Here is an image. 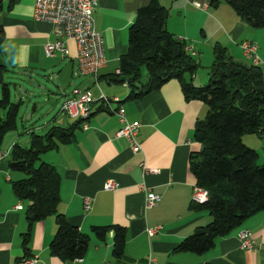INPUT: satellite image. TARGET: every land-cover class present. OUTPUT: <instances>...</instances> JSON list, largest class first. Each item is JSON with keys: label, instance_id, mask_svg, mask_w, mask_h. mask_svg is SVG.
I'll list each match as a JSON object with an SVG mask.
<instances>
[{"label": "crops", "instance_id": "1", "mask_svg": "<svg viewBox=\"0 0 264 264\" xmlns=\"http://www.w3.org/2000/svg\"><path fill=\"white\" fill-rule=\"evenodd\" d=\"M151 1L103 0L96 8L94 23L104 38L107 63L94 76L80 72L77 44L65 37L63 25L34 18L36 0H0V22L4 28L0 64L7 67L4 82L10 89L13 82L6 81V74L17 73L24 92L13 102L19 104L16 128L6 132L0 143V264H21L28 258H37L33 264H146L150 256L156 258V264H264V211L218 238L206 252L176 251L186 236L212 220L209 211L191 199L195 179L189 160L199 148L193 134L195 125L197 120L205 119L208 108L200 100H188L178 79H170L138 98L131 96L129 81L120 73V59L128 51L129 28L139 7ZM157 1L169 9L167 29L186 41V49L193 47L196 51L192 57L198 67L194 75L184 73L186 81L197 87L208 83L217 43L226 47L234 60L252 64L243 55L244 40L258 45L256 54L264 76V28L246 24L225 0L224 4L220 0L214 4L211 0ZM195 1L209 6L204 11L196 9ZM56 41H62L69 53L57 51L48 57L46 45ZM0 86L2 93L3 83ZM86 90L95 100L92 115L87 121L71 118L63 110L64 102ZM102 95L118 99L113 107L123 106L127 118L141 124L140 153L134 154L127 138L117 136L120 121L103 106ZM28 96L34 97L30 102H35V108L41 105L44 111L53 113L47 132L55 128L69 133L65 141L56 139L57 144L43 152L38 163L56 168L61 177L59 210L89 236L84 256L71 262L50 252V242L57 231L55 218L49 216L30 223L29 203L14 190V181L23 178L24 173L11 168V153L17 144L23 146L17 131L18 116ZM1 111L5 117L6 108ZM28 133L30 140L33 134H46H37L33 127ZM142 163L154 172L143 175ZM108 180H115L119 187L103 189ZM142 183L161 196L157 205L147 206ZM87 197L92 199L90 210H85L82 203ZM112 225L126 229L124 252L119 257L113 253ZM94 226L111 227L100 239ZM155 227L161 228L149 235L148 229ZM244 229L252 232L254 249L242 248L238 234Z\"/></svg>", "mask_w": 264, "mask_h": 264}, {"label": "trees", "instance_id": "2", "mask_svg": "<svg viewBox=\"0 0 264 264\" xmlns=\"http://www.w3.org/2000/svg\"><path fill=\"white\" fill-rule=\"evenodd\" d=\"M216 1L211 0V4ZM225 1L246 24L264 28V0ZM169 16V9L157 0L139 7L129 28L128 51L120 59V73L128 79L133 97L158 89L170 79H178L188 100H200L207 105V115L197 120L193 133L199 148L191 153L189 160L195 184L208 192V201L197 206L209 211L212 220L186 236L176 248L179 252L200 254L213 248L218 238L229 235L243 221L264 211V165L257 164V151L243 141L245 134H256L264 140V76L259 65L234 60L226 47L217 43L208 83L197 87L186 81L184 73L194 75L198 63L187 51L186 41L167 29ZM3 39L0 22V45ZM143 69L148 74L145 83ZM6 71L7 67L0 64V83H3L0 143L6 132L16 128L19 109V104L10 100V90L3 78ZM4 107L5 117L1 111ZM67 138L69 133L55 128L43 136L33 134L29 147L19 144L14 147L11 168L24 173L13 186L19 198L29 203L30 223L54 217L57 231L50 242V252L64 262H71L84 256L89 236L59 210L61 177L56 168L44 162L36 165L43 152L54 147L57 140ZM110 227L92 228L103 239ZM112 227L113 253L119 257L124 252L126 229L120 225Z\"/></svg>", "mask_w": 264, "mask_h": 264}, {"label": "built area", "instance_id": "3", "mask_svg": "<svg viewBox=\"0 0 264 264\" xmlns=\"http://www.w3.org/2000/svg\"><path fill=\"white\" fill-rule=\"evenodd\" d=\"M103 0H36L34 8V18L40 21H47L51 23L61 24L65 29V37L72 39L77 44V62L79 70L83 74H90L97 76L99 70L104 67L107 63V57L104 48V38L102 33L96 29V23L94 19V13L96 8L100 5ZM197 8L206 10L209 5L207 3L200 4L195 3ZM251 40L241 41V47L243 55L256 65L260 63V57L258 56L257 50L258 45ZM187 50L195 55L196 51L193 47H188ZM62 52L64 54L69 53V49L62 41H56L48 43L46 45V55L52 56L55 52ZM103 106L114 113L120 121L121 127L117 131V136L127 138L130 145V150L134 154L141 152V142L138 139L139 130L141 124L138 121H130L127 118L125 108L118 105L116 108L113 107V103H116L118 99L115 97H107L102 95L101 98ZM94 98L90 91H84L79 93V96L67 100L63 104V110L71 118L80 119L87 121L93 112ZM87 128V124L84 125ZM144 174L154 172L149 169L144 163H142ZM193 195L192 198L194 203L204 204L208 201V192L203 187L193 184ZM119 187V184L115 180L106 181L104 188L108 191L115 190ZM140 188L146 192V204L148 207L157 205L160 202L161 196L153 192L150 188L146 187L144 183L140 185ZM91 198H84L85 210H90L92 203ZM18 209L22 208L21 204L16 205ZM161 227H155L148 229V234H155ZM241 241L242 248L254 249L255 239L252 232L244 229L238 234ZM37 258L29 259L22 262L21 264H33ZM156 264V258L150 256L148 263Z\"/></svg>", "mask_w": 264, "mask_h": 264}, {"label": "rangeland", "instance_id": "4", "mask_svg": "<svg viewBox=\"0 0 264 264\" xmlns=\"http://www.w3.org/2000/svg\"><path fill=\"white\" fill-rule=\"evenodd\" d=\"M220 1L224 4V0H220ZM195 3H199V2L195 1L194 5ZM200 4H205V3L201 2ZM195 8L200 9L199 7L198 8L195 7ZM202 69H205V68H202ZM210 70L211 69H209V71ZM142 72L144 73L143 80L146 82L148 80L147 72L145 69ZM6 81L13 82L10 85V89H9L11 90V101L17 102L24 95L23 90H21L22 89L20 85L21 82H20V78L18 77V74L9 72L8 74H6ZM23 87L27 88L28 86L26 84H23ZM0 90H1V86H0ZM1 96H2V93L0 91V97ZM31 100H34V97L28 96L27 101H25L26 103L22 104L20 108L19 116H18V130L17 131L20 134V144H22L24 147L30 146V134L28 133V129L33 127L37 134H45L48 130V127L51 126L49 122H50L51 116L53 115V113H47L46 111H44L41 105H39L38 108H35V102L34 101L30 102ZM243 141H244V144L250 146L251 148L257 151L258 156H257L256 162L258 165L263 166L264 165V140L256 134H245L243 136ZM38 164L39 163L37 162L36 165L38 166Z\"/></svg>", "mask_w": 264, "mask_h": 264}]
</instances>
